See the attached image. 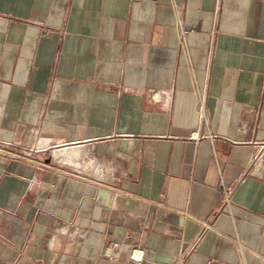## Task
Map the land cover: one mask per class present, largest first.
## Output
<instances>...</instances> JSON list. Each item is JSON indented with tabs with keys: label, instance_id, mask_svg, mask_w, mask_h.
Returning <instances> with one entry per match:
<instances>
[{
	"label": "crops",
	"instance_id": "0c3cea01",
	"mask_svg": "<svg viewBox=\"0 0 264 264\" xmlns=\"http://www.w3.org/2000/svg\"><path fill=\"white\" fill-rule=\"evenodd\" d=\"M0 142V264H264V0H0Z\"/></svg>",
	"mask_w": 264,
	"mask_h": 264
},
{
	"label": "built area",
	"instance_id": "2783aa9c",
	"mask_svg": "<svg viewBox=\"0 0 264 264\" xmlns=\"http://www.w3.org/2000/svg\"><path fill=\"white\" fill-rule=\"evenodd\" d=\"M149 94L156 100H161L162 102H165V103H170L172 100V94L167 91H162V92H151L150 91ZM51 141H52L51 138H42V137L38 138L35 148L37 150H43V151L49 150L51 147L50 145ZM81 144L85 145V143H81ZM8 146L9 145L6 142H0V151H6ZM76 234H77V230L72 233L71 237H74ZM121 247L122 245L119 242H113L110 245L109 250L107 251V255L110 256L111 258L117 257L121 252ZM132 255L135 258H138L141 260L143 257V252H139L135 250Z\"/></svg>",
	"mask_w": 264,
	"mask_h": 264
},
{
	"label": "bare ground",
	"instance_id": "6f19581e",
	"mask_svg": "<svg viewBox=\"0 0 264 264\" xmlns=\"http://www.w3.org/2000/svg\"><path fill=\"white\" fill-rule=\"evenodd\" d=\"M78 145V144H77ZM63 146V145H62ZM78 146H81V145H78ZM61 147V146H60ZM83 149H86L85 147H83V146H81ZM54 149V148H53ZM53 149H52V151H53ZM71 149H67V151L65 150V152L66 153H70L71 151H70ZM87 150V149H86ZM88 151V150H87ZM64 153V151H55V155L56 156H61L62 154ZM85 158H88L89 159V161H92V162H96L91 156H89V154L87 153V156L85 157ZM82 159H84V158H82ZM60 161H62V160H60ZM65 162V161H64ZM69 162L71 163V164H73V165H75V166H78V165H81V163H79L78 161H76V160H69ZM104 169V171H103V173L102 174H99V175H105L108 171H109V168L107 167V168H103Z\"/></svg>",
	"mask_w": 264,
	"mask_h": 264
}]
</instances>
